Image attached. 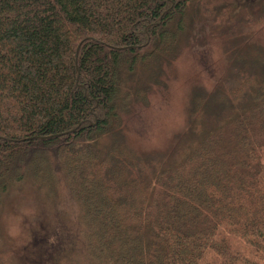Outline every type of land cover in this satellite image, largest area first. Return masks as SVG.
Here are the masks:
<instances>
[{
  "label": "trees",
  "instance_id": "trees-1",
  "mask_svg": "<svg viewBox=\"0 0 264 264\" xmlns=\"http://www.w3.org/2000/svg\"><path fill=\"white\" fill-rule=\"evenodd\" d=\"M189 1L0 0V204L59 177L78 210L70 264H264V76L157 156L123 134L179 52ZM195 99L197 115L212 97Z\"/></svg>",
  "mask_w": 264,
  "mask_h": 264
},
{
  "label": "rangeland",
  "instance_id": "rangeland-1",
  "mask_svg": "<svg viewBox=\"0 0 264 264\" xmlns=\"http://www.w3.org/2000/svg\"><path fill=\"white\" fill-rule=\"evenodd\" d=\"M235 1L185 4L177 56L151 83L147 104L125 118L123 134L132 148L157 156L194 140L242 105L256 85L254 77L264 76V61L254 58L264 55L263 0ZM145 76L139 69L136 77L142 81ZM203 92L212 99L194 115L195 98ZM191 119H200L195 132ZM77 212L59 177L45 188L34 179L13 185L0 204V264H31L40 248L46 264H70L83 251L74 231Z\"/></svg>",
  "mask_w": 264,
  "mask_h": 264
}]
</instances>
